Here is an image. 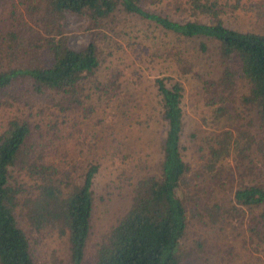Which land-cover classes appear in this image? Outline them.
Wrapping results in <instances>:
<instances>
[{
  "label": "trees",
  "instance_id": "trees-1",
  "mask_svg": "<svg viewBox=\"0 0 264 264\" xmlns=\"http://www.w3.org/2000/svg\"><path fill=\"white\" fill-rule=\"evenodd\" d=\"M160 1L0 0L9 8L0 26V94L19 88L51 95L63 108V119H74L73 127L82 131L88 130L89 119H115L120 127H133L137 122L126 119L143 117L139 88L124 83L125 69L106 63L123 50L114 36L126 40L139 59H162L194 78L195 68L184 54L185 40L211 39L220 59L218 75L200 76L209 116L204 120L213 127L203 137L201 161L193 173H201V179L191 177L192 164L184 155L183 81L157 75L148 114L164 127L158 156L151 165L150 152L141 155L138 151L143 150L123 144L127 151L119 157L127 166L120 172L125 176L137 160L131 164L130 201L96 240L91 264H181L175 249L185 235L188 212L219 220L222 206L211 202L212 196L227 183L233 165L240 179L229 210L247 211L252 243L264 251V169L254 163L264 159V32L226 23V15L239 10L263 16L264 1L176 0L175 17L157 9ZM68 12L86 17L92 28L89 40L79 47L53 32L60 30ZM133 17L145 24L137 36L151 38L155 47L128 38L125 26ZM200 48L207 49V43L202 40ZM250 119L258 120L257 135ZM30 131L28 123L17 119L0 131V264H36L34 241L23 219L37 230L53 227L65 234L69 261L83 264L102 155H92L85 166L73 165L74 160L67 165L70 148L63 150L60 141L54 146L52 137L31 142Z\"/></svg>",
  "mask_w": 264,
  "mask_h": 264
},
{
  "label": "rangeland",
  "instance_id": "rangeland-1",
  "mask_svg": "<svg viewBox=\"0 0 264 264\" xmlns=\"http://www.w3.org/2000/svg\"><path fill=\"white\" fill-rule=\"evenodd\" d=\"M175 1L161 0L158 7L157 5L156 7L158 10L161 8L169 14L172 13L173 15H171L174 17L179 16L174 10ZM243 1L263 2L264 0ZM19 6L22 8L20 4ZM8 11L7 6L0 5V26L6 19ZM133 19L134 21L126 22L125 29L130 34L128 38H135L155 47L156 43L151 38L145 41L143 35L137 36V33L141 34V31L145 29V24L143 20L134 17ZM61 21L63 24L60 30H53V32L66 36L67 43L70 46L79 47L89 40L92 28L89 26L86 17L68 12L62 17ZM226 23L239 29H253L264 32V15L252 14L251 11L239 10L228 13ZM105 31L110 35L109 30ZM114 37L121 41L123 50L116 52L106 63L118 69H125L127 73L124 83L126 85L127 83L136 85L141 92L142 119H126L127 122H137L133 127H128L127 124L120 127L113 122L115 119H102V122H99L100 119H89V121L85 120L88 122V130L82 131L76 128V125L73 127L74 119H63V108L51 95H40L19 88L12 90L13 92L9 94H0V131L5 129L12 119L25 121L31 129V142L36 140L44 142L52 137L51 142L54 146H57V142L60 141L65 145L63 150L66 146L71 149L67 165H72L71 160L72 162L74 160L76 162H73V165L85 166L92 155L94 157L102 155V167H100L94 183L96 195L92 229L85 248L83 264H91L96 240L110 228L130 201L129 176L131 170H134V168L131 169V164H135L137 160L135 159L131 164L129 163L130 167L126 170L125 176L120 172L121 167L127 166V162L119 157L122 151H127L123 144L130 143L133 148L137 149L136 151L143 150L142 152L138 151L141 155L147 154V151L150 152V156H152L151 165H153V159L158 156L160 138L164 127L157 116L153 115L152 112L151 115L148 114L154 103L152 99L153 78L157 75L169 74L183 81L184 129L182 144L184 155L192 164L191 177L193 176L197 180L201 179V173L195 176L193 173L197 170L201 161L200 146L203 145L204 135L213 130V127H210L209 123L204 120L208 119L209 116L208 110L205 109L203 104L202 91L204 83L200 77L216 76L221 68L220 59L211 39L198 38L184 41V54L188 56L195 68L194 78L190 74H184L177 70L173 65L169 66L162 59H139L131 52L126 40L118 36ZM202 40L207 43V49L200 48ZM104 44L106 47V43ZM242 107L240 105L239 109H242ZM243 113L245 114L244 109ZM70 114L71 112L68 113V115ZM94 117L96 118V116ZM245 117L249 118L251 114L245 115ZM250 120L253 124L251 128L257 135L260 131L258 120ZM59 134L62 135L61 139H59ZM103 134L104 138H102ZM42 136H44V139H42ZM105 148H107V151H104ZM254 163L258 168L264 169L262 156ZM237 170L238 168L233 165V174L227 179V183L219 187L217 193L212 196L211 202H217L222 206L219 220L211 221L203 216L198 218L190 211L188 212V225L185 235L179 247L177 246L175 249L176 254L181 259V264H264V251L256 249L252 243L247 225V211L243 212V209L240 212L233 209L229 210V207L232 208L234 203L233 192L240 179ZM80 171L81 168L76 169V172ZM111 180H113V183L108 186ZM188 188H191V185ZM187 203L188 206L191 201ZM202 211L204 210L202 209ZM23 220L29 239H32V242L34 241L36 264H71L65 234L58 232L53 227L37 230L28 221ZM64 223V220L61 219L60 229H63Z\"/></svg>",
  "mask_w": 264,
  "mask_h": 264
}]
</instances>
